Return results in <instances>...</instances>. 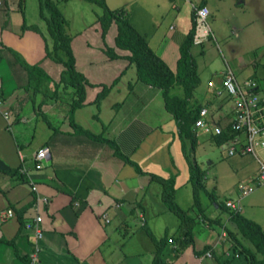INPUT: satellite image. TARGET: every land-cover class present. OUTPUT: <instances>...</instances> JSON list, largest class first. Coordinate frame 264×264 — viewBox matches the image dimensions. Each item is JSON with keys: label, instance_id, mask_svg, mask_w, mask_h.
Masks as SVG:
<instances>
[{"label": "crops", "instance_id": "crops-1", "mask_svg": "<svg viewBox=\"0 0 264 264\" xmlns=\"http://www.w3.org/2000/svg\"><path fill=\"white\" fill-rule=\"evenodd\" d=\"M200 3L209 7V0L191 2L190 23L184 29L170 25L167 31H159L153 13L144 14L149 21L146 24L141 23L138 16H134V20L128 16L130 23L173 72L180 46L192 24L193 7ZM22 8L20 0H5L0 6V159L6 165L0 168V264H30L34 237L25 223L37 215L41 217L43 230L37 264H154L157 240L165 235L168 239L159 252L165 264L245 263L244 258L226 254L234 252L235 247L228 232V229L234 231L235 226L227 209L201 200L204 208L201 213L192 202L185 209L194 221L186 224L177 222L168 213L171 210L163 200L164 184L160 178L174 177V196L191 183L187 153L177 124L164 106L161 90L137 79L133 84L124 83L125 88L124 85L118 88L123 82L121 76L112 85L106 97L114 90L115 97L122 95L120 103L118 100L112 103L123 110L111 112L106 122L98 120L99 115L93 117L101 122V131L113 139L119 153L104 141L74 132L68 118L69 94L63 90L54 93L52 83L47 94L27 90L28 73L23 61L40 63L54 80L58 79L61 68L44 58L42 30L39 24L28 20L25 0ZM117 8H124L128 15L125 7ZM214 10L211 6L209 15ZM93 23L86 26L83 33L79 30L72 34L69 29L74 36L72 48L76 66L91 83L111 84L127 63H112L119 59L111 60L103 53V42L97 24ZM24 24L35 25L37 30L31 26L24 28ZM146 27L149 28L146 30ZM91 28L95 32L93 37L96 35L94 40L82 37ZM210 32L212 34L211 29ZM210 36L201 43L194 42L193 46L203 45ZM82 67H86L88 75ZM210 67L209 80L220 78L227 69L233 70L228 65ZM197 72L199 75L198 68ZM248 77L251 76L241 78ZM99 90V86H87L85 104L72 113L74 121L84 128L83 110L93 102ZM131 92L138 102L136 99L127 101ZM172 93L182 96L183 90L175 86ZM193 97L197 98L195 92ZM205 99L207 96L198 101ZM42 147L48 148V157L39 169L34 155ZM204 180L206 184L205 174ZM31 181L36 190L32 189ZM191 195L193 197V193ZM247 195L236 201L241 206L240 212L264 230V216L258 207L242 211V199ZM38 198L47 201H38ZM8 210L13 216L3 214ZM142 220L146 222L144 227L150 230L147 232L150 235L152 232L151 237L146 233L135 236L133 224ZM181 224L185 230H192L189 235L182 230L183 235L179 232ZM206 251H211L212 255L204 256Z\"/></svg>", "mask_w": 264, "mask_h": 264}, {"label": "trees", "instance_id": "trees-1", "mask_svg": "<svg viewBox=\"0 0 264 264\" xmlns=\"http://www.w3.org/2000/svg\"><path fill=\"white\" fill-rule=\"evenodd\" d=\"M39 1V15L40 18L45 21L47 28V34L43 35L45 40L44 58L59 65L61 70L58 79L54 80L40 63L28 64L25 61L22 62L21 59L20 61L28 73L27 90L31 92L41 91L47 94L49 84L52 83L55 91L54 93L58 94V90L65 91L71 98L68 118L69 124L75 130L74 132L86 134L90 138L104 141L119 153L113 139L104 136V132L94 133L78 125L74 121L72 113L75 109L85 104L87 86L92 85L100 87V90L93 99V102L97 104L107 96L112 85L117 82L120 76L111 84L91 83L87 76L77 69L76 58L72 48L73 36L68 31V21L58 7V3L55 0ZM61 1L67 2L69 0ZM85 1L97 4L102 8V13L97 15L95 23L97 24V30L103 42V53L111 60L120 58L126 59L128 65L133 64L135 66L137 80L161 90L164 106L177 124L178 134L182 139L184 151L187 153L186 157L188 158L189 164L190 183L193 190V206L198 208L199 212L203 213L204 208L201 204L200 192L205 190L204 171L197 164L195 158H193L199 138L194 129V122L199 116L200 109L205 104V102L193 100L194 91L200 83L197 72V61L191 53L196 31L194 13L191 27L180 46V56L177 61L176 71L173 72L151 49L145 36L130 23L124 8L110 9L105 0ZM23 4L24 0H20L21 8ZM199 6L204 5L200 3ZM24 26H31V28L37 30L35 25L24 24L23 27ZM125 70L124 68L122 73H124ZM248 78L253 79L252 77ZM253 80L256 81L255 79ZM257 84L259 90H262V88H260V83L257 82ZM175 86H181L183 90L182 96L172 93V89ZM206 104H218V101L214 99L211 101L208 100ZM220 121L227 123L226 119L223 117L220 118ZM234 134H236L234 128L227 125L222 130L221 134L209 135V138L215 144L222 145L232 138ZM132 164L134 163L132 162ZM135 167L138 171H141L138 166ZM160 180L164 184L163 200L167 207L178 214L183 224L194 221V218L190 217L188 211L182 209L174 201V177L168 179L160 178ZM210 198L211 201L216 203L221 209H227L229 211L230 219L235 226L234 231L228 229L229 235L232 236L235 248L243 255L247 263L264 264V230L261 225L243 216L240 212L241 210L233 211L226 205V202H217V198L213 194L210 195ZM183 224L178 227L179 232L182 230L185 235H189L192 230H185L186 228L182 226ZM167 239L168 237L165 235L157 240L158 250L153 261L154 264H165L159 252L162 244L165 243ZM33 244L31 251L33 250ZM207 252L211 253V251H206L204 252V256ZM28 261L31 264L30 259H28Z\"/></svg>", "mask_w": 264, "mask_h": 264}, {"label": "rangeland", "instance_id": "rangeland-1", "mask_svg": "<svg viewBox=\"0 0 264 264\" xmlns=\"http://www.w3.org/2000/svg\"><path fill=\"white\" fill-rule=\"evenodd\" d=\"M25 1L27 4L28 20L39 24L42 30L41 34L46 35L47 28L45 21L39 15L40 1ZM55 1L67 19L69 24L68 31L70 29L72 34L79 30H82L83 33L87 28L86 26L96 22L97 15L102 13V8L99 5L85 0ZM105 1L110 9L120 6L125 7L129 17L132 16L134 20V16H138V19L143 24L149 23L144 14L153 13L154 19H157L159 31H167L170 25L172 27L176 26L177 29H184V26L190 23L191 2L195 3L199 0H189V2L186 0ZM208 5L209 11L211 10V6L215 8L214 12L210 13L207 19L212 36L203 45L193 46L191 49L200 72V83L194 91L197 98L202 100L204 96H207V100L205 99L204 101L205 103L212 98L210 93L207 92V84L208 78L211 76L212 69L210 66L213 64L223 67L228 65L237 72V75L240 74L239 78L247 76V74L250 75L260 83V88H262L260 91L264 94V0H209ZM147 28L149 27H146V30ZM93 33L95 32L91 28L87 30L86 34H82V37L94 40L96 35L94 34L95 36L93 37ZM119 61L112 63H120V65L121 63H127L125 67L119 70L118 74L121 76L123 82L117 85L118 88L123 87V85L125 88L126 85L124 83L127 82L126 84H128V82H131L133 84L137 81L136 69L133 64L128 65V62L121 58ZM82 68L88 75L86 67ZM124 68L126 70L122 73ZM216 80L218 81L219 78ZM133 92L127 98L129 103L136 99ZM115 93H117L115 90L111 91L109 96L101 100L100 103L91 102L84 108L82 113L83 125L88 130H92L94 133L103 132L100 129L101 122H106L111 112L119 110L112 102L118 100L120 103L122 95L115 97ZM197 98L193 97V100L198 101ZM135 101L138 102L137 99ZM99 107H101V111H99ZM122 110L120 109L118 112ZM213 114L218 116V110H215ZM98 115L100 117L98 120L101 122L94 118ZM225 115L223 114L222 117L224 118ZM259 156L264 159V150L259 152ZM195 160L207 178L205 190L200 192V198L203 203H209L211 201L210 195L212 194L216 196L217 202L225 203L228 198L237 201L240 196L244 195L241 188V183H243L245 186H254V191L243 197L242 211L245 212L247 208L258 207L260 214L264 216V184L259 182V176L257 175L259 165L251 155L241 156L240 158L229 156L226 147L215 144L209 138V135L201 134L198 138ZM252 175H255V177L251 178ZM249 177L250 179H248ZM239 184L240 189L238 188ZM192 193L191 184H188V186L176 193L174 201L182 209H185L193 202ZM261 195L263 198H260ZM168 213L177 222L181 221L177 213L173 211ZM206 214L209 215V210H206ZM145 223L144 220L142 222H134L133 228L136 237L145 235V233L151 237L152 232L150 235V230L144 227ZM155 230L157 231L158 229Z\"/></svg>", "mask_w": 264, "mask_h": 264}, {"label": "built area", "instance_id": "built-area-1", "mask_svg": "<svg viewBox=\"0 0 264 264\" xmlns=\"http://www.w3.org/2000/svg\"><path fill=\"white\" fill-rule=\"evenodd\" d=\"M4 0H0V6ZM194 16L196 21L195 43L205 41L210 35V28L207 23L209 10L206 6H194ZM201 32V33H199ZM208 92L218 104H204L199 111V116L194 122V129L197 136L201 134L219 135L222 130L230 125L234 128L236 134L222 145L226 147L229 156L252 155L259 163L258 176L259 182L264 184V159L259 156V152L264 150V94L259 90L256 81L250 78H239L231 69L225 70L219 80L211 79L208 81ZM210 98V101L212 100ZM0 99V103H1ZM218 110L219 115L215 116L213 112ZM224 118L227 123L221 122ZM5 117L7 113H4ZM48 157V148L42 147L34 155L37 168L43 167V161ZM25 171V170H23ZM32 189L36 190V185L31 181ZM243 194H249L254 191V186H241ZM47 200L38 198V201ZM226 205L233 211H240L239 202L226 200ZM3 214L6 217L13 216V212L8 210ZM103 218L107 220L104 214ZM41 217L37 215L31 221L25 223V227L30 230L34 237L33 250L29 254L31 264L38 263L40 252V240L43 236V230L40 226ZM224 233V232H223ZM225 235V234H223ZM234 252H226L237 259L243 258V255L235 247ZM205 256H211L207 252ZM248 264L245 260V263Z\"/></svg>", "mask_w": 264, "mask_h": 264}, {"label": "water", "instance_id": "water-1", "mask_svg": "<svg viewBox=\"0 0 264 264\" xmlns=\"http://www.w3.org/2000/svg\"><path fill=\"white\" fill-rule=\"evenodd\" d=\"M6 167L5 163L0 159V168Z\"/></svg>", "mask_w": 264, "mask_h": 264}]
</instances>
